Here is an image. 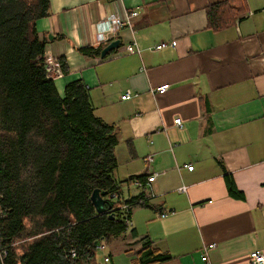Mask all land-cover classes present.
Listing matches in <instances>:
<instances>
[{
	"label": "crops",
	"instance_id": "obj_1",
	"mask_svg": "<svg viewBox=\"0 0 264 264\" xmlns=\"http://www.w3.org/2000/svg\"><path fill=\"white\" fill-rule=\"evenodd\" d=\"M223 1L50 0L36 22L60 94L82 80L96 115L115 126L121 198L155 195L133 208L132 226L95 264H142L148 246L170 255L152 264H251V251H264V0H244L235 23L215 30L208 7ZM126 9L138 15L112 38L118 48L105 58L81 51L110 43L97 24ZM134 38L140 53L126 51ZM161 42L169 45L155 49ZM166 83L164 94L153 92ZM226 174L244 199L229 194Z\"/></svg>",
	"mask_w": 264,
	"mask_h": 264
},
{
	"label": "trees",
	"instance_id": "obj_2",
	"mask_svg": "<svg viewBox=\"0 0 264 264\" xmlns=\"http://www.w3.org/2000/svg\"><path fill=\"white\" fill-rule=\"evenodd\" d=\"M245 11L244 0L210 5L209 26L229 27ZM49 14L50 0H0V225L10 245L0 264H95L98 246L129 228L114 203L98 213L91 200L96 188L120 194L119 139L96 115L82 80L67 83L63 96L58 91L47 39L36 28ZM103 47L81 51L100 55ZM225 177L229 194L244 199L232 175ZM144 196L126 199L130 217ZM140 256L142 264L170 258L152 246Z\"/></svg>",
	"mask_w": 264,
	"mask_h": 264
},
{
	"label": "built area",
	"instance_id": "obj_3",
	"mask_svg": "<svg viewBox=\"0 0 264 264\" xmlns=\"http://www.w3.org/2000/svg\"><path fill=\"white\" fill-rule=\"evenodd\" d=\"M138 15V11L136 10H130V9H126L124 11L123 14H111L110 16H107L105 19H103L102 21H100L97 24V28H98V32H99V36H100V40L103 42H109L112 40L113 37H115L117 35V33L125 26H129L132 28V18ZM169 43L168 42H161L160 44H158L157 46H155V49H162L166 46H168ZM126 51L128 53H140L141 49L138 45V42L136 40V38H134L127 46H126ZM47 64V63H46ZM57 67H60V63H56ZM49 72L51 73L52 71V66H49V64L47 65ZM170 88V84L166 83V84H162L158 87H156L155 89H153V92L161 95L164 94L168 89ZM131 98V93L130 92H126L124 95H122V99H129ZM175 124H178V126L182 127V119L181 118H176L175 119ZM172 147V146H171ZM152 156H148L146 158H144L145 162H150L152 161ZM186 167L188 169H194V165H186ZM160 175V172L155 171L152 173V175L148 176L147 178V182L148 183H152L156 180V178ZM136 185L141 186L143 185V180L141 179H137L134 181ZM181 192H185L187 191V186L186 185H182L181 187H179L178 189ZM155 195L154 194H150V195H146L144 196L140 201L144 202V201H148L150 199H152ZM109 199L111 200L112 203L115 204L116 207L120 208V210L125 213L124 214V220L125 222L128 224V226H132V220L130 217V205L129 203L126 202V200L121 198V195L119 193H112L111 195L108 196ZM117 200V201H115ZM4 210L0 209V218L3 215ZM168 211L162 212L159 214L160 217H166L168 216ZM4 240L2 237V233H1V225H0V259L3 260L9 251V247L10 245H4L3 244ZM14 245V244H11ZM215 246V243L209 244V245H205L203 250L205 252L203 259H207V253L208 251ZM99 249H104V245L100 244L98 246ZM73 257L75 256V252H72ZM250 258H251V264H264V251L262 250H253L250 253ZM109 258L106 257V260H108Z\"/></svg>",
	"mask_w": 264,
	"mask_h": 264
},
{
	"label": "water",
	"instance_id": "obj_4",
	"mask_svg": "<svg viewBox=\"0 0 264 264\" xmlns=\"http://www.w3.org/2000/svg\"><path fill=\"white\" fill-rule=\"evenodd\" d=\"M50 38L53 36L50 35ZM120 44V39H114L110 43H108L101 51V57L105 58L111 51L114 49L118 48ZM108 196V191L106 190H101L100 188H96L92 195H91V200L95 206V209L98 213H107L111 210L112 208V202ZM111 218L115 217V214L112 213L109 215Z\"/></svg>",
	"mask_w": 264,
	"mask_h": 264
},
{
	"label": "rangeland",
	"instance_id": "obj_5",
	"mask_svg": "<svg viewBox=\"0 0 264 264\" xmlns=\"http://www.w3.org/2000/svg\"><path fill=\"white\" fill-rule=\"evenodd\" d=\"M122 169H123V167H120V170H122ZM125 194H127L126 191H125ZM115 201H117V200H115ZM130 227H131V226H129V228H130ZM106 245H107V244L104 245V247H105L104 249H100V250H99V252H98L99 256H100V254L102 253L101 250L104 252V250L106 249Z\"/></svg>",
	"mask_w": 264,
	"mask_h": 264
},
{
	"label": "bare ground",
	"instance_id": "obj_6",
	"mask_svg": "<svg viewBox=\"0 0 264 264\" xmlns=\"http://www.w3.org/2000/svg\"><path fill=\"white\" fill-rule=\"evenodd\" d=\"M108 196H109V195H108ZM108 196H107V198H109Z\"/></svg>",
	"mask_w": 264,
	"mask_h": 264
}]
</instances>
